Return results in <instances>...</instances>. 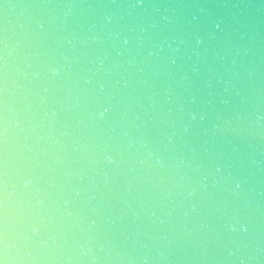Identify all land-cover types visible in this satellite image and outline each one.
Returning <instances> with one entry per match:
<instances>
[{"label": "clouds", "instance_id": "obj_1", "mask_svg": "<svg viewBox=\"0 0 264 264\" xmlns=\"http://www.w3.org/2000/svg\"><path fill=\"white\" fill-rule=\"evenodd\" d=\"M0 264H264V0H0Z\"/></svg>", "mask_w": 264, "mask_h": 264}]
</instances>
